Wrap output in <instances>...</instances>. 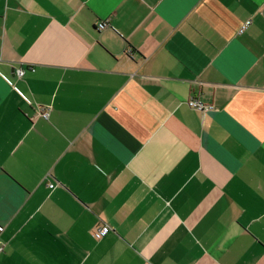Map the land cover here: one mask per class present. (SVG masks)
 <instances>
[{
	"label": "crops",
	"instance_id": "crops-1",
	"mask_svg": "<svg viewBox=\"0 0 264 264\" xmlns=\"http://www.w3.org/2000/svg\"><path fill=\"white\" fill-rule=\"evenodd\" d=\"M0 226V264H264V0H0Z\"/></svg>",
	"mask_w": 264,
	"mask_h": 264
},
{
	"label": "built area",
	"instance_id": "built-area-1",
	"mask_svg": "<svg viewBox=\"0 0 264 264\" xmlns=\"http://www.w3.org/2000/svg\"><path fill=\"white\" fill-rule=\"evenodd\" d=\"M247 24L248 23L244 24V26L240 29V32H243L245 30ZM107 25H108L107 22L101 21L98 24V29L102 30V29L106 28ZM16 72H17V74H18L19 77H23L24 74H25V70L23 68L16 69ZM188 104H189L190 107H192L194 109H197V110H199V111H201L203 113H205V112H207L209 110L215 109V106L214 105H212V104H205L202 101H200V100H198V99H196L194 97L193 98H190L188 100ZM40 114L44 118L48 119L49 116H50V108L49 107H43V108H41ZM53 186H54L53 184L50 185V187H53ZM1 231H2V226H0V233H1ZM107 231H108V227H106V226L100 227V228H98L94 232V236L97 239H100V238H102L106 234ZM3 247L4 246H3V244L0 241V252L3 251Z\"/></svg>",
	"mask_w": 264,
	"mask_h": 264
}]
</instances>
